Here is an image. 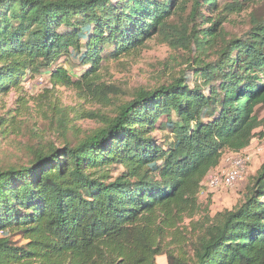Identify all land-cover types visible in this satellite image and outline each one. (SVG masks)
<instances>
[{
    "label": "trees",
    "instance_id": "1",
    "mask_svg": "<svg viewBox=\"0 0 264 264\" xmlns=\"http://www.w3.org/2000/svg\"><path fill=\"white\" fill-rule=\"evenodd\" d=\"M220 1L192 0L179 22L172 16L189 0H0V95L46 74L53 87L111 105L114 86L100 71L107 43L115 59L152 38L198 54L190 72L136 91L78 145H39L35 162L0 171V264H158L161 255L168 264H264V163L231 209L213 215L200 202L226 153L264 137V14L230 35L203 16ZM256 1L230 0L220 17ZM210 47L211 61L202 58ZM64 56L91 67L75 78Z\"/></svg>",
    "mask_w": 264,
    "mask_h": 264
},
{
    "label": "rangeland",
    "instance_id": "2",
    "mask_svg": "<svg viewBox=\"0 0 264 264\" xmlns=\"http://www.w3.org/2000/svg\"><path fill=\"white\" fill-rule=\"evenodd\" d=\"M228 1L230 0H221L220 7L213 11L206 7H202V11L204 19L218 21V30L223 29L230 35L242 36L250 28L252 16L264 14V0H257L240 13H225L220 17L222 6ZM192 3L189 0L186 11L172 16V19L185 22ZM212 22L204 23L202 28H207ZM114 48L112 44H106L100 67L102 80L114 86L111 105H102L69 87H53L46 74L34 75L8 94L0 95V171L35 162V151L39 145L41 148L45 147V152L50 151L51 146L78 145L89 133L104 126V118L114 115L116 105L132 99L135 92L142 88L155 89L173 83L176 78L190 72L193 57L198 56L197 52L173 48L159 38L150 39L143 50L125 58L115 59L113 55L109 56ZM215 49L210 47L205 50L202 58L208 56L209 61L214 60ZM60 64L68 68L75 78L91 67L90 63L81 65L79 57L70 56H64ZM94 114L96 115L92 116ZM261 116L264 117V111ZM61 119H65L64 125L61 124ZM259 130L264 134V126ZM259 135L249 148L240 152L250 157L246 161V172L242 179L232 186L217 189L203 187L200 202L203 207L210 202L213 215L224 209H231L238 203L242 188L264 163V137ZM150 136L155 140L165 141L166 133L153 130ZM106 152L103 151L104 155ZM235 156L234 153H226L220 166L213 172L228 170ZM121 171L123 167L119 170L113 168L112 176L117 177ZM14 241L20 245L26 243L19 235ZM157 262L168 264L166 255L159 256Z\"/></svg>",
    "mask_w": 264,
    "mask_h": 264
},
{
    "label": "built area",
    "instance_id": "3",
    "mask_svg": "<svg viewBox=\"0 0 264 264\" xmlns=\"http://www.w3.org/2000/svg\"><path fill=\"white\" fill-rule=\"evenodd\" d=\"M248 159H250V157L248 155L246 156L245 153L236 154L232 166L226 171L218 170L216 172H212L205 181L204 186L217 189L234 185L243 178L246 172V161Z\"/></svg>",
    "mask_w": 264,
    "mask_h": 264
}]
</instances>
